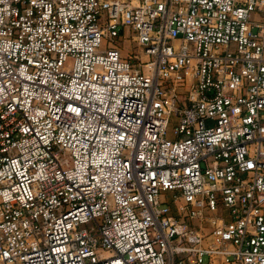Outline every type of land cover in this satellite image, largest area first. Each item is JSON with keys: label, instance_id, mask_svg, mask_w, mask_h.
I'll use <instances>...</instances> for the list:
<instances>
[{"label": "built area", "instance_id": "2783aa9c", "mask_svg": "<svg viewBox=\"0 0 264 264\" xmlns=\"http://www.w3.org/2000/svg\"><path fill=\"white\" fill-rule=\"evenodd\" d=\"M0 264H264V0H0Z\"/></svg>", "mask_w": 264, "mask_h": 264}, {"label": "rangeland", "instance_id": "374dc122", "mask_svg": "<svg viewBox=\"0 0 264 264\" xmlns=\"http://www.w3.org/2000/svg\"><path fill=\"white\" fill-rule=\"evenodd\" d=\"M116 43H118V44H120V46H122L124 53L127 52L128 50L132 49L134 44H135L133 41H127V40L123 41V43H119V42H116ZM176 122H177V120L174 117L173 123L169 124V126H168V133L169 134H170L173 126L176 124Z\"/></svg>", "mask_w": 264, "mask_h": 264}]
</instances>
